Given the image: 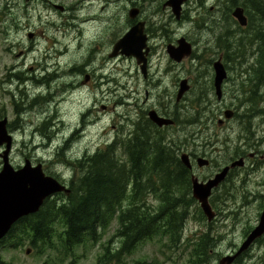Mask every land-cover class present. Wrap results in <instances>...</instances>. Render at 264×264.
Returning <instances> with one entry per match:
<instances>
[{
	"label": "rangeland",
	"instance_id": "obj_1",
	"mask_svg": "<svg viewBox=\"0 0 264 264\" xmlns=\"http://www.w3.org/2000/svg\"><path fill=\"white\" fill-rule=\"evenodd\" d=\"M97 1L98 3H89V0H59V5L68 6L70 9L66 13H61L48 5L47 0L38 6L26 0H22L20 5L13 1L8 3L7 0H0V118L7 116L10 121L19 119L22 126L14 132L17 141L13 150V166L21 164L27 155L32 158H43L47 162L49 172L59 174L70 181H77L78 176L69 162L82 160L121 139L123 128L133 129L138 109L147 111L155 109L154 111L169 114L176 119L178 125L175 129L166 128L162 132L175 138L184 137L186 132L187 140L181 151L174 148L179 157L194 150L197 143L205 142L210 134L214 138L208 140L217 144L213 153L215 162L222 163L221 158L225 154V158L233 157V151H228L227 145L231 143L234 148H239L238 140L245 134L244 123L248 124L249 119H235L226 129H221L217 125V119L223 116L226 108L235 110L236 107L241 109V113L242 110L264 108V80L261 76L264 68V50L253 43L252 27L242 28L240 35L233 26L230 0H189L184 5V20L181 21L176 19L169 8H162L168 0H119L113 7H107V11L103 9L108 3L104 0ZM94 4H96L94 10L101 9L99 13L106 15L101 25L97 24L98 14L90 10ZM133 4L142 9V18L148 20L156 29L155 36L149 38V46L152 49L149 76L147 79L144 78L135 58L124 57L123 60L108 58V74L117 76L113 87L119 85V82L123 83V98L119 101L120 96H111L107 100L98 101L93 110L92 95L79 92L74 94L72 101L64 105L66 108L64 117L69 127L58 137H67L80 129V122L83 121L82 112L89 108L91 111L85 116L84 130L77 132L74 136L75 141L68 145L70 149L66 157L57 156L59 143L54 141L49 147L42 146L46 141L42 142V134L34 130V126L39 123L38 116L31 114L19 118L13 115V108L10 106L11 96L3 86L4 77L14 65L17 67L20 63L26 62L30 66L35 60L46 61L43 55L46 51L54 57L53 61L61 63L84 62L91 51L102 55L111 53L115 40L119 39L133 22L129 17V11L134 8ZM3 8L7 12L12 10L9 12L11 17L8 13L4 15L5 23L1 17ZM16 13L23 15V19ZM255 13L257 12H251L252 19L255 18ZM92 17L95 22H87ZM19 19H22V26L26 28L21 32H18L21 26ZM86 25L88 26L84 29ZM6 28L11 30L7 34L4 33ZM30 33L37 35V40L33 44L38 51L27 54L28 48L32 46ZM181 37L187 38L193 44V53L183 63L177 64L169 58L166 49L170 43H175ZM56 40L59 43L55 46ZM240 51L243 52L242 59L239 56ZM217 61H222L228 67L229 80L226 82V95L222 101L217 100L214 92L213 97L211 94L202 96V91L206 92L214 83L213 63ZM241 61L243 64L237 63ZM61 66L68 68L65 65ZM184 80L188 81L191 90L178 102L176 97L180 83ZM237 85L241 88L240 92H237ZM249 85L258 86L257 91L261 95L260 102L253 106L246 98ZM210 105L211 107H208ZM104 106H107V110H104ZM255 118L251 116L250 121L257 123L258 120ZM197 122L199 123L196 124ZM197 131L200 133L196 134ZM48 137L49 135H46V138ZM180 141L184 139L180 138ZM177 143L179 144L178 139ZM3 150L0 149V170L4 164L1 158ZM211 172L202 171L201 176L207 177L212 174ZM263 182L264 172H260L259 166L249 176L241 173L232 177L230 186L223 187L218 193L219 196H215L212 206L217 217L211 223L205 215V220L200 216L201 208L198 203L195 204V207L190 209V216L177 248L169 249L165 245L170 239V235H166L162 241H145L132 253L118 255L123 241L117 235L118 222L115 220L102 232L98 242H87L73 251H67L64 226L56 221L51 228V237L38 243L37 247L32 246V236L24 228L25 225H20L19 228L25 229V233L19 236L20 243L12 247V243L8 241L6 245L0 246V264H99L104 256H108L104 264L137 262L219 264L222 257L235 250L239 251L248 230L258 224L261 200L259 193L264 191ZM147 203L151 207H158L160 201L157 194H150ZM207 233L218 237V244L213 254L211 253L212 256L201 262L196 245ZM248 253L249 256L244 257L241 264L264 263V243L255 244Z\"/></svg>",
	"mask_w": 264,
	"mask_h": 264
},
{
	"label": "trees",
	"instance_id": "obj_2",
	"mask_svg": "<svg viewBox=\"0 0 264 264\" xmlns=\"http://www.w3.org/2000/svg\"><path fill=\"white\" fill-rule=\"evenodd\" d=\"M232 3H241L264 15L263 0H245L244 3L243 0H234ZM252 31L253 36L258 37H253V43L264 46V18L256 21ZM259 102L250 101L252 106ZM177 139L179 144H174ZM173 148L179 151L183 148L180 137L166 136L154 126L141 124L135 136L121 146L116 142L82 160L69 162L78 176L77 181H71L70 194H62L59 204L46 201L31 221L25 219L14 226L2 245L9 241L12 247L18 246L19 236L26 229L32 236V246L37 247L38 243L51 237L52 225L59 221L65 229V247L67 251H73L87 242H98L102 232L117 220V235L123 241L118 255L132 253L145 241H162L166 235H170V239L165 245L169 249L177 248L190 209L197 202L191 194L192 181L188 170ZM60 156L65 158V152ZM152 193H156L160 201L156 208L147 203V197ZM214 200L215 195L211 198L212 205ZM199 213L205 220L200 209ZM20 225H25V229L19 228ZM216 244L218 237L209 233L201 238L196 245L201 262L212 256ZM248 252L235 264H241L243 258L249 256ZM107 258L104 256L99 264H104Z\"/></svg>",
	"mask_w": 264,
	"mask_h": 264
},
{
	"label": "flooded vegetation",
	"instance_id": "obj_3",
	"mask_svg": "<svg viewBox=\"0 0 264 264\" xmlns=\"http://www.w3.org/2000/svg\"><path fill=\"white\" fill-rule=\"evenodd\" d=\"M12 1L15 4L17 3V5H20V2L22 0H18V1L17 0H7L8 3ZM26 1L27 2L32 1L33 4L38 6L39 3H42L44 0H26ZM58 1L59 0H47V2L49 3L48 5H51L52 8L56 9L57 11H60L61 13H66L70 11L68 6L59 5ZM104 1L107 2L108 5L104 7L103 10L107 11V7H113L114 4L117 3L119 0L117 2H114L112 0H104ZM89 3H98V1L89 0ZM165 3L163 4L162 8L163 9L169 8L168 6H165ZM60 6H62V8ZM133 6L134 8L132 9L139 10V14L135 19H132L133 22H131L132 24L130 25L128 30H125V32H123V34L120 35L119 39L115 40L111 53L107 55H104V54L102 55L99 52L94 53V51H91V53L87 57H85L84 62L61 63V62L53 61L54 57L50 53H48V51H46L44 52L43 55H44V59L47 62L35 60L34 62L30 63V66H28L26 62L22 64L20 63L17 67L14 65L13 67L10 68V71H7L4 77L3 86H5L4 88L9 92V95L11 96L10 106L13 108V115L19 118H23L25 115H31V114L38 116L39 123H37L34 126V130L35 132L42 134V136L39 134L41 136L42 142L46 141V144L42 146L49 147L50 145L53 144L54 141L59 143L57 156L61 155L63 151L67 155L68 150L70 149L68 145L70 146L75 141L74 136L77 132L84 130L85 116L87 115L88 112L91 111V108H89L86 112L85 111L82 112L83 121L80 122V129L76 130L74 133H72L71 135L67 137L64 136L63 138H59L58 137L59 134L63 133L69 127V125L67 124V120L64 117L66 113L65 106L68 102L72 101L71 99L74 97V94L79 92V93L87 94L88 96L92 95L91 100H94L93 110H95V107L98 101L107 100L111 96L112 97L120 96L118 99L120 101L124 95L123 83L119 82V85L117 84L115 85V87H113L114 83L117 80V76L108 74V58L110 60H114V59L123 60L124 57H126L122 53H120L116 57H111V55L114 52L115 46L124 37L125 33L138 24L144 25V32L148 36V38L150 37L153 38L155 36L156 29L151 25V23L148 20L142 18V9L140 7L139 8L135 7V4H133ZM244 6L245 5H242L241 3L233 4L232 0H230V7H231L230 17H231L232 11H234L236 8L241 7L244 9V16L247 20V24L245 26H242L238 22V20H236L233 16L231 17L233 21V26H235V28L238 30L240 35H242L241 34L242 28H247V27H252V26L254 27L256 21L259 18H262V19L264 18V15L255 13L254 14L255 18L252 19L251 12H256V11L250 10L248 7L246 8ZM87 10H89V7L87 8ZM90 10H94V9H90ZM100 10L101 9L94 10L98 14L99 23L97 24L99 25H101L104 17L106 16V15L99 13ZM8 11L12 12L11 9ZM24 11H25V14H27V11L26 10ZM9 12L5 11L4 8L2 9L1 17H2L3 23L6 22L5 21L6 18L4 17V15L8 13L10 16ZM248 12H250V14ZM16 14L18 15V17L23 19V15L19 13H16ZM22 19H19V22H21V26L19 27L18 32L26 30V28L24 29V26H22ZM181 19L184 20V11H183ZM253 27L251 29H253ZM85 28L87 27H84V29ZM4 31H5L4 33L7 34L11 30L6 28V30ZM43 37H46V36H43ZM253 37L258 38L256 34H254ZM29 39L32 40V46L28 48L26 53L29 54V53L37 52L38 49L36 48V45L33 44L37 40V35L35 33H30ZM57 43H59L58 40L55 41L54 43L55 46L57 45ZM260 47L264 50V46H260ZM151 50L152 49H150V51ZM242 53H243L242 51L239 52V56L241 57V59H242ZM130 58H133V57H130ZM148 59L150 61V54H149ZM136 63H137V60H136ZM216 63L217 62L213 63L214 70H215ZM237 63L243 64L242 61L237 62ZM61 65L68 66V68H63ZM223 66L227 73V78L221 84L222 97L219 98L217 94V88L215 85L216 71H214L215 73L214 83L212 86H210V88L206 92H204V90L202 91L203 97L208 94H211L213 97V92H214L218 101H222L224 99L226 95L225 85H226V82L229 80V78H228V71H227L228 67L226 64H223ZM148 76H149V73H148ZM148 76L144 78L147 79ZM261 76H263V80H264V68H263V71L261 72ZM14 85H15V89L13 90ZM236 89H237V92H240L241 90L239 85H237ZM259 96L261 95L258 94L257 87H254L253 85H249L248 91L246 93V98L250 101L251 100L259 101ZM208 107H211V105ZM104 110H107V106H104ZM154 110L155 109H150L149 111H147V109H143V110L138 109L137 119L135 121L136 123L133 129L127 130L123 128L122 138L117 139L115 143L119 142V146H121L123 143L133 138L135 136L136 131L138 130V128L141 126L142 123H144V125L148 124L149 126H154L163 131L166 130V128L175 129L177 127L178 124H177L176 119H173L172 116L169 114H164L162 112L160 113L158 111H155V112L158 114L160 118H165L168 120L171 119L174 121V124L172 126H166V127H160L159 125L155 124L150 118V113L152 111L154 112ZM240 110L241 109L236 108V107H235V110L226 108L223 111V116L221 115L217 119V125L221 129H226L227 126L235 119H242V118L249 119L248 124L247 122L244 123L245 134L240 136V139L238 140L239 148H234L233 144L231 143L227 145L228 151H233V157L227 156V158H225L226 157V154H225L224 155L225 157L223 156L221 158L223 159V162L221 163L218 161L216 163L213 157V153L216 151L214 148L217 146V144L213 143V141L208 140V139L214 138L210 134L206 137L205 142L197 143L196 144L197 146H195L194 144L195 146L194 150H191L187 153L189 155L190 167L183 164L188 170V174L190 175V180L193 182L194 179H197L199 182L203 184L212 181L218 174L222 173L226 168H229V172H228L226 179L214 189L213 196L214 195L219 196L218 193L222 190L223 187H226L228 185L230 186V180L232 179V177H235L236 175H239L241 173H246L249 176L251 172H255L257 170L258 166L260 167V172H264V108H261L259 110H242L243 113H241ZM228 111L232 112L231 118H227L226 116V112ZM256 113L260 115H257ZM89 116H87V118ZM251 116H255L256 117L255 120H258V122L255 123L254 121L253 122L250 121ZM125 117L126 116L124 115L123 118ZM0 120L7 121V132H8V135L11 137V147H12L9 160H10V163L12 164L13 150L15 148L16 141H17L14 132L17 129H20L22 126L19 123V119L10 121L7 116H3V118L2 119L0 118ZM198 123L199 122H197L196 124ZM250 129H252V131H250ZM199 133L200 131H197L196 134H199ZM258 134L262 136H259ZM46 135H49V137L46 138ZM180 138L184 139V141H180V144H184L187 140L186 132H185V136L184 137L181 136ZM193 140L194 138L192 139V141ZM202 140L203 139H201V141ZM174 144H177V140L174 141ZM6 148L7 146H4L0 149L6 150ZM200 159L207 161V164L201 166L200 161H199ZM237 162H242L243 164L234 166V164ZM27 163H30L33 168L42 166L43 172L45 173L46 176L57 179L59 182L66 185L68 188L71 187L70 180L63 178L59 174H54L48 171L47 162L43 158H32V156L27 155L24 157L21 164H19L16 167H14L12 164V166L14 167L16 171H18V170H21L25 165H27ZM253 167L255 168L251 169ZM210 170L212 171L211 172L212 174H210L207 177L201 176L202 171H210ZM262 187L264 188V182H263ZM62 194H65V193L55 194L51 198H48L47 201L55 203V204H59V201L62 199ZM259 196L261 200H260V206H259L260 211H259V216H258V224L261 220V217L264 211V191L260 192ZM40 210L37 213V215L40 213ZM35 215L36 214L24 217L19 222H23L25 219L31 221V218L35 217ZM251 231L252 229L248 230V232L245 235V240L246 238H248ZM258 241L261 243H264V236Z\"/></svg>",
	"mask_w": 264,
	"mask_h": 264
},
{
	"label": "water",
	"instance_id": "obj_4",
	"mask_svg": "<svg viewBox=\"0 0 264 264\" xmlns=\"http://www.w3.org/2000/svg\"><path fill=\"white\" fill-rule=\"evenodd\" d=\"M189 0H169L165 6L172 8L173 14L177 20L181 19L183 5ZM139 14V10L133 9L130 12V17L135 19ZM233 17L238 22L245 26L247 20L244 16L243 8H236L233 12ZM147 37L144 34V25H136L120 42L115 46L114 52L111 57H116L120 53L127 57L136 58L138 65L141 68L142 73L147 74V55L150 49L147 47ZM178 45L173 44L167 47V53L169 57L177 62L181 63L185 58L192 55V45L187 42L185 38L178 40ZM216 80L215 85L217 88L218 97H222L221 84L227 78V73L223 64L219 61L215 64ZM191 89L187 80H184L180 84V90L177 100L180 101L183 96ZM227 118H231L232 112H226ZM151 120L157 125L170 126L174 122L165 118H160L156 112L150 113ZM7 144V150L3 154L4 167L0 172V243L11 232L13 226L22 218L29 215L36 214L43 206L45 200L58 193H70V190L66 186L59 183L56 179L47 177L42 166L33 168L30 163L16 171L9 164V154L11 150V137L7 132V121H0V147ZM183 164L190 167L189 156L183 154L181 156ZM200 165H206L207 161L200 159ZM243 164L237 162L234 166ZM229 172V168H226L222 173L218 174L214 180L203 184L197 179L193 180V196L200 203V206L208 218L209 222H212L216 218V214L210 205V197L212 191L221 182H223ZM264 235V211L259 225L250 233L247 240L235 255L226 256L221 259L219 264H234L236 260L250 247ZM29 253V252H28Z\"/></svg>",
	"mask_w": 264,
	"mask_h": 264
},
{
	"label": "bare ground",
	"instance_id": "obj_5",
	"mask_svg": "<svg viewBox=\"0 0 264 264\" xmlns=\"http://www.w3.org/2000/svg\"><path fill=\"white\" fill-rule=\"evenodd\" d=\"M117 1H118V0H116V2H117ZM92 8L95 9V4H94V7H92ZM92 8H90V9H92ZM93 14H94V13H93ZM87 17H88V16H87ZM95 18H96V17H95ZM87 22H95V19L92 17V18L89 19ZM85 24H86V23H85ZM92 24H93V23H92ZM87 26H88V25H87ZM87 26H86V27H87ZM152 137H153V136H152ZM152 139H153V138H152ZM166 146H167V145H166ZM174 146H176V145H174ZM164 147H165V146H164ZM169 147H170V146H169ZM169 147H168V148H169ZM176 147H177V146H176ZM171 149H172V148H171ZM173 149H174V148H173ZM169 151H170V149H169ZM169 151H168V152H169ZM175 156H176V155H175ZM173 158H174V156H173ZM125 159H126V158H125ZM177 160H178V159H177ZM169 161H170V160H169ZM175 161H176V160H175ZM173 168H174V167H173ZM173 168H172V169H173ZM170 169H171V168H170ZM172 169H171V170H172ZM172 171H173V170H172Z\"/></svg>",
	"mask_w": 264,
	"mask_h": 264
}]
</instances>
